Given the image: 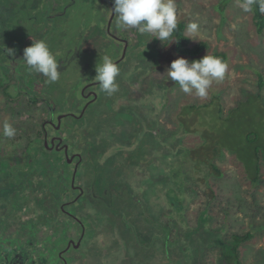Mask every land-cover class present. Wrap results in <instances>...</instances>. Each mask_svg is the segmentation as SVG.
Wrapping results in <instances>:
<instances>
[{
	"label": "rangeland",
	"instance_id": "rangeland-1",
	"mask_svg": "<svg viewBox=\"0 0 264 264\" xmlns=\"http://www.w3.org/2000/svg\"><path fill=\"white\" fill-rule=\"evenodd\" d=\"M175 3L177 22L185 23L190 45L204 41L212 52H230L232 56L224 78L213 81L205 98L183 93L167 76L170 63L181 57L172 53L167 41L117 27L113 0H0V8L14 7V17L2 15L3 24L8 23L0 28V85L4 91L0 89V163L7 160L12 174L3 177L6 171L0 169V178L13 181L5 185L15 184L17 194L11 199L4 191L0 196V216H19L24 223L11 222L9 226L10 220H6L0 226V263L3 259L13 263L12 255L17 253L36 264H207L201 253L207 254L211 242L217 241L216 233L224 236L230 232L232 236L239 231L237 215L228 214L223 200L217 201L218 194L231 190L238 199L245 198L248 209L233 208L245 231L249 230L248 214L259 217L264 205V152L257 159L250 150L240 153L237 145L247 129L244 104L257 96L260 78L264 79V33L258 34L252 13L244 12L239 0ZM190 23L198 25L197 32L187 30ZM53 24L59 26L54 34L50 32ZM32 34L56 57L60 72L56 82L30 71L23 61ZM124 40L129 41L128 47ZM104 55L114 63L121 62L118 91L111 96L93 84L97 83L95 66ZM135 71L140 85L136 87L131 77ZM87 85L91 86L83 92ZM90 91H96L98 98L93 93L86 97ZM9 95L13 99L9 100ZM17 95L22 101L20 108L13 101ZM31 96L40 100L36 108L23 107ZM91 105V113L84 117ZM204 105L208 109L203 110ZM16 107L15 116L11 108ZM66 113L76 118L58 122ZM202 116L211 125L221 118L236 121L231 147L216 161L222 174L210 179L190 174L186 184L177 183L174 156L199 142L195 125ZM261 119L258 115L249 127L260 133ZM182 120L187 124L181 126ZM5 122L16 130L11 138L18 140L12 146L11 139L3 135ZM40 130L46 133L45 140L48 136L39 144H44L43 149L36 145ZM218 132L227 139L222 128ZM57 136L66 139V148L49 152L48 145H55L51 139ZM31 140L35 146L28 148ZM135 140L140 150L137 159L133 157L136 151L130 149ZM36 152L43 157L40 167L29 161ZM249 155L255 164L261 163L262 173L257 187L247 182L240 192L246 175L242 172L248 165L240 159ZM21 160L27 161L22 166L35 171L29 178L32 186L18 180L15 163ZM43 176L52 183L46 179L35 182ZM201 178L221 183L222 189L210 191L207 185L211 184L200 182ZM145 182H159L161 188L149 186L148 190ZM164 184L173 185L180 196L171 202L163 199ZM184 188L191 189L190 193ZM185 214L186 221H182ZM182 222L190 229V245L178 240ZM251 226L254 240L240 245L241 259L243 264H264L263 230ZM83 233L89 239L80 240ZM167 238L173 240L171 246L165 242Z\"/></svg>",
	"mask_w": 264,
	"mask_h": 264
},
{
	"label": "trees",
	"instance_id": "trees-1",
	"mask_svg": "<svg viewBox=\"0 0 264 264\" xmlns=\"http://www.w3.org/2000/svg\"><path fill=\"white\" fill-rule=\"evenodd\" d=\"M11 6V7H10ZM14 11V7L12 5H2L0 8V28L5 26L7 23L3 24L2 22V15L5 18H11L14 17L13 14H11V12ZM4 13V14H3ZM252 13V17H253V22L254 25L257 28V32L259 35H263L264 33V13H261L259 11L258 6L254 5L253 11ZM55 24H53L54 26ZM59 28V26L55 25L54 28L50 31L51 33H55V29ZM35 35V38H34ZM126 34L123 33V36H125ZM33 37V38H32ZM127 37V36H126ZM173 38L174 40L170 43V41H167V47H169V49L172 51V53H175L178 56H181L183 58L186 59H193V58H198L200 56H205V55H214L217 56L219 58H221L226 64L227 66L231 65L230 64V59H231V54L230 52H219L218 50L216 52H212V48L210 47V44H208L207 42H200L198 44L195 45H190L189 43V39H188V35H186V31H185V23L184 22H178L177 23V29L175 30L174 34H173ZM37 34H32L30 39L28 40V42L33 43V40H37ZM2 48V47H0ZM212 52V53H211ZM84 56V55H83ZM79 60L82 61L83 63H85V58H82L79 56ZM121 62L116 63L117 65H119ZM135 72L132 73L131 77H133V82H132V86L136 87V86H140L138 85V83H136L135 81ZM159 81V80H158ZM160 83V82H159ZM1 84V83H0ZM98 86V85H97ZM259 90H258V94L257 96L255 95L254 97H250L248 99V101L246 102V109H244V121L247 122V126H246V131H245V137L244 140L242 141V143L240 144V141L237 145V149L241 152L245 151V150H250L256 157L257 159H259V157L262 156V152H264V95H263V90H264V79L261 77L260 78V83H259ZM9 86H7L5 88V92L6 95L7 94V90H8ZM0 89L2 91V86L0 85ZM4 92V91H2ZM5 94V93H4ZM10 99H13V96L9 95ZM17 103V107L21 105L19 96H15L14 100ZM40 100H38V98L35 97H30V101L24 105L23 103V107H29V108H36L37 103ZM98 101V100H97ZM96 101V102H97ZM19 102V103H18ZM95 102V103H96ZM94 103V104H95ZM93 105V104H92ZM90 106L84 117L87 116L89 113H91V110L93 108V106ZM11 108V112L14 113V115L16 114V112L18 111V108ZM208 109L207 105H204L203 110ZM7 112V110L5 111ZM221 112V111H220ZM219 112V113H220ZM67 114V113H66ZM18 115V114H17ZM54 114H52L53 116ZM70 115V114H67ZM260 115L262 117L261 119V131L260 133L256 130H254L251 126L249 127V124L251 125L254 120L257 118V116ZM16 116V115H15ZM72 117V116H69ZM222 119V120H221ZM220 120H215L214 123L211 125L209 123V120L206 118L204 119V116H202L200 118V120L197 122L198 125H195L196 129L198 130L197 133L200 134V140L199 142H197L195 145L193 146H186L184 149V152L174 156V158L176 159V169H174V179L177 181V183H182V184H186V182H188L187 177L188 175H190L192 177L193 174L199 175V174H204V176L208 177L210 179V176H218L222 174V170L220 168L219 165L216 164V161L218 159H220V156L223 154V151L230 148L231 147V141L230 138L232 139L233 133L236 131L237 128H234L236 125V121L229 119H223L221 118ZM231 121V122H230ZM187 124L186 120H182L181 121V126H184ZM233 124V125H232ZM222 128L227 136V139L223 138L220 134V132H218V129ZM207 128V129H204ZM212 129L211 130H209ZM249 128V129H248ZM215 130V131H214ZM153 131V130H152ZM151 132V131H150ZM155 132L153 131V134ZM45 134L43 130L39 131V138L37 140L36 145L38 146V148L43 149L42 147H39V144L41 141L46 142L45 140ZM8 138V137H7ZM134 139L136 138V134L133 137ZM11 139V146L12 144H16L17 143V138L16 139ZM139 141V140H138ZM33 140L30 141V143H28V148H32L34 145ZM138 142L135 140L134 145L130 147L131 151H136V154H133L134 158H138L139 154L137 152H140L139 148H138ZM137 147V148H136ZM17 150V149H15ZM16 154V153H15ZM252 155V154H251ZM26 157V154H24V158ZM173 158V160H174ZM135 160V159H134ZM25 160H21V161H17L15 164L18 165L17 167V175H18V180L19 179H23L25 183L29 184V185H33L31 181H29V178L35 173V171H32L31 169H26L25 166H22L21 163H24ZM29 161H33L31 162L32 164L40 167L41 165H43V157L41 155H37V152L34 156V158H31ZM240 161L243 164H248L247 168L245 169V171H243L242 173H246L243 181L242 185L240 186V192L243 190V185L248 183H251L252 185H254L255 187H257L256 183L259 181V176H261L262 173V166L261 163L258 164L256 162L255 159H252V156L249 155L248 158L246 159H240ZM27 163V161H25ZM251 166H250V165ZM10 164L7 162L4 163H0V169H2L4 172L6 171L5 175H3V177H7L8 175H12L11 171L9 170ZM37 171H39L37 169ZM251 171L255 174L254 176L252 175ZM47 175V174H45ZM243 176V174H242ZM16 177V174H15ZM44 179L43 180H38L35 181L37 184L39 182H45V179L47 181L50 182V184L52 183V181L49 178H45V176H43ZM153 180H155V178L152 177ZM0 180H2L0 178ZM17 180V181H18ZM199 181L201 182H209L206 181V179H199ZM5 182H13V181H9L7 179H5ZM151 183V185H150ZM191 185L193 184V182H189ZM188 183V184H189ZM211 185H207L208 189L210 191L215 190L216 192L219 189H222L220 187L219 182H209ZM259 183V182H258ZM143 184V182H142ZM146 188L149 190V186L155 188H161V184H159V182H145L144 183ZM187 184V185H188ZM264 184V182H263ZM41 185H47V184H41ZM164 192H163V199H167L170 202L176 198H178V196H180V194H178L177 196V192L174 188L173 185H169V184H164ZM193 187V185H192ZM188 189V193H190L189 188H184ZM4 191H8L6 196H11V199L14 197V195L16 196V186L15 184H10L9 186H6L5 183H2V186L0 188V196H3ZM15 192V193H14ZM231 190H229V194H226V192L224 191L223 194H218L217 198H219L220 201L223 200V204H225L227 206L226 211L228 212V214H236L237 215V222H238V227H239V231H237L236 234L231 236V233L228 232L227 235H219L218 233H216V237H217V241H213L211 242V245H209V250L206 253L202 252L201 255L203 256V258H206L205 261H207V264H243V261L241 259L240 256V245L247 243V242H252L253 239V229L251 224H254L255 227L260 228L261 230H263V237H264V205L261 206V210H260V215L259 217H254L251 213L248 214V216H250V223H249V230L245 231L244 226L242 221H240V216L233 210V208H235L236 206L239 207H245V209H248L247 207V201H245V198H237L235 197V195H237L234 191V194L230 193ZM23 195H24V191H23ZM25 196V195H24ZM220 196H222L220 198ZM241 196V195H240ZM159 199V198H158ZM22 200V198H21ZM16 202V200L14 201V203ZM17 210V208H16ZM252 211V209H251ZM263 212V213H262ZM17 211H14V214H16ZM185 216H182L181 219H183L182 221H186L185 220ZM187 217V216H186ZM6 220H10L9 222V226L11 224V222H14L15 225L17 224H24L23 222H21L19 216H15L14 217H8V215L6 214V216H0V226H2L4 224V222ZM174 221V220H173ZM164 222V219H163ZM203 222H201L202 224ZM206 225L210 226V228H213L211 224H209V221L206 222ZM182 224V228L179 230L180 232V236L178 237V240L180 243L185 244V245H190L192 242L191 241V235L188 233V231H190V229L184 225L185 223H181ZM204 224V223H203ZM228 224L230 225V222H228ZM205 224L202 225V228H204ZM224 230L228 229L227 228V223L224 221ZM222 227V226H220ZM214 230V229H212ZM231 236V237H230ZM86 239H89V236H86ZM1 241V240H0ZM168 245H172L173 244V240L170 238H167V240L165 241ZM135 251V250H134ZM183 251H187V249L183 250ZM136 252V251H135ZM216 252V253H215ZM209 253H211V255H208ZM136 254V253H135ZM215 254V257L213 256ZM217 254V256H216Z\"/></svg>",
	"mask_w": 264,
	"mask_h": 264
},
{
	"label": "clouds",
	"instance_id": "clouds-1",
	"mask_svg": "<svg viewBox=\"0 0 264 264\" xmlns=\"http://www.w3.org/2000/svg\"><path fill=\"white\" fill-rule=\"evenodd\" d=\"M254 5L264 13V0H239V7L246 13L252 12ZM112 11L120 29H136L139 34L152 35L162 42L171 43L174 40L173 34L178 23L175 0H113ZM187 30L195 33L198 31V25L190 23ZM114 39L118 40L117 37ZM124 41L129 44L128 40ZM23 61L30 71L42 74L50 83L56 82L60 77L56 57L42 40H33L31 46L24 49ZM226 70L227 64L221 58L207 54L192 61L178 57L170 63L166 73L183 93L205 98L213 81L222 80ZM95 72L94 79L98 82L101 92L111 96L118 91L116 78L120 68L110 56L104 55L100 58ZM15 133L12 125L5 122L3 135L11 138Z\"/></svg>",
	"mask_w": 264,
	"mask_h": 264
},
{
	"label": "flooded vegetation",
	"instance_id": "flooded-vegetation-1",
	"mask_svg": "<svg viewBox=\"0 0 264 264\" xmlns=\"http://www.w3.org/2000/svg\"><path fill=\"white\" fill-rule=\"evenodd\" d=\"M93 84H96V85H98V82L96 83V82H94ZM88 86H91V85H87V86H85V88L83 89V92H84V90L85 89H88L87 87ZM85 92H86V90H85ZM93 93V96H95L94 98H98V93L96 92V91H94V92H89V94H85V96L86 97H88L90 94H92ZM91 96V95H90ZM46 139H48V136H47V138ZM55 140V146H57L58 144H61V147L63 146H66V139H64V138H62V137H59V136H57V137H53L52 139H51V141H54ZM61 141H62V143H61ZM50 145H51V142H50ZM66 148V147H65ZM69 152H70V149H69ZM14 182H18L17 180L16 181H14ZM2 183H6V182H2V180H0V184H2ZM69 192H71V191H69ZM15 193V192H14ZM68 193H66V195H67ZM3 232V231H2ZM2 232L0 233V236L2 235ZM84 237H86L85 236V234L83 233V235H82V237H81V239L80 240H83V239H85ZM70 249V246L63 252V253H66L68 250ZM64 255V254H63ZM7 258L9 257V255L8 256H6ZM20 257V255L18 254L17 255V253L15 254V255H12V259H13V263H11L9 260H6V259H3L2 260V263H0V264H36V262H34V263H31V261H30V257L28 256L27 258H23V257H21V258H19Z\"/></svg>",
	"mask_w": 264,
	"mask_h": 264
},
{
	"label": "bare ground",
	"instance_id": "bare-ground-1",
	"mask_svg": "<svg viewBox=\"0 0 264 264\" xmlns=\"http://www.w3.org/2000/svg\"><path fill=\"white\" fill-rule=\"evenodd\" d=\"M63 115H65V116H67V117H69V116H72V115H67V114H63ZM73 118H76V116H72ZM78 119V118H77ZM59 122V121H58ZM62 122V121H61ZM67 144V143H66ZM48 147H49V152H51L52 150L54 151V150H57V149H59V150H57V151H59V152H63V150H64V148L66 147V146H55V145H48ZM67 158V157H66ZM69 159V158H68ZM16 177H14V179H15ZM75 178H76V176H75ZM79 190H80V192L82 191V189L81 188H79Z\"/></svg>",
	"mask_w": 264,
	"mask_h": 264
},
{
	"label": "water",
	"instance_id": "water-1",
	"mask_svg": "<svg viewBox=\"0 0 264 264\" xmlns=\"http://www.w3.org/2000/svg\"><path fill=\"white\" fill-rule=\"evenodd\" d=\"M109 30H110V28H109ZM128 42H126V46L128 47ZM127 47H126V49H125V52H124V56H123V58H125V56H126V51H127ZM67 116H65V115H62L61 117H59V122L61 123V121H62V119H65ZM54 142V141H53ZM62 142V141H61ZM47 145H48V143H47ZM52 145H54V143L52 144ZM69 152H68V150H66V154H67V156L69 155L68 154ZM74 182H75V180H74Z\"/></svg>",
	"mask_w": 264,
	"mask_h": 264
}]
</instances>
